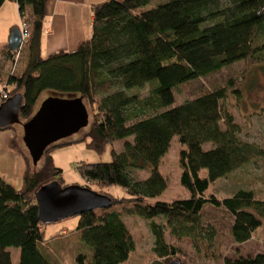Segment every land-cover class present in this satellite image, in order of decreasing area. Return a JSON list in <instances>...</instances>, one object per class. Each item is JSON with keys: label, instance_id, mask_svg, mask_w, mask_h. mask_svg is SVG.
Returning a JSON list of instances; mask_svg holds the SVG:
<instances>
[{"label": "trees", "instance_id": "trees-1", "mask_svg": "<svg viewBox=\"0 0 264 264\" xmlns=\"http://www.w3.org/2000/svg\"><path fill=\"white\" fill-rule=\"evenodd\" d=\"M5 1L0 0V7ZM12 1L29 36L19 50V58H24L19 74L15 68L9 73L12 52L7 47L0 49V103L1 92L7 98L19 94L21 122L36 111L43 92L76 96L87 102L91 112L83 137L89 139L86 147L100 154L106 146L120 143V151H110V162L81 163L75 168L85 182L81 187H97L95 192L112 202L108 209L76 216L75 230L89 255H78L75 264L126 262L134 244L122 215L162 219V224L149 223L152 251L160 264H167L177 252L164 242V228L176 239L205 240L200 221L204 206L226 211L232 218V242H247L264 219V200L245 190L222 199L205 196V192L217 179L252 158L263 157L264 152L239 139L233 117L222 105L224 88L177 106L172 90L233 63L264 59V0H165L150 9H145L150 0H107L91 8L87 41L73 52L45 58L40 56L44 0ZM146 84L150 88L143 98L129 94ZM172 137L182 147L178 184L186 196L162 202L157 200L168 181L158 167ZM70 143L51 145L37 169L32 170L24 158L19 190L0 178V264H11L9 248L18 250L17 264H48L37 250L44 225L36 218L34 193L52 181L61 186V171L54 167L50 153ZM206 144L209 148L204 149ZM8 146L19 152L13 137ZM134 170L147 175L134 180L130 174ZM110 186L119 187L126 197L115 199L104 193ZM222 264H264V244L262 253L225 258Z\"/></svg>", "mask_w": 264, "mask_h": 264}, {"label": "rangeland", "instance_id": "rangeland-1", "mask_svg": "<svg viewBox=\"0 0 264 264\" xmlns=\"http://www.w3.org/2000/svg\"><path fill=\"white\" fill-rule=\"evenodd\" d=\"M167 1V0H166ZM165 2V0H150L145 9L153 8L154 5ZM21 21V20H20ZM264 40V39H263ZM23 56L15 67V74H19L23 67ZM264 59H247L233 63L219 71L209 74L204 78L189 81L176 86L172 90L174 105H180L205 92H211L217 88H224L226 96L222 101L223 108L232 117L238 128V137L241 141L255 144L264 152ZM150 88L149 84L129 92L139 98L146 96ZM50 94L43 92L39 97V104L48 97L71 99L72 95ZM87 113V123L76 133L58 141L57 143L71 142L68 145L56 147L51 150L50 157L55 168L61 171V186H83L85 182L76 171L78 164L107 163L111 160L110 151H120V143L115 142L112 146H106L102 153L97 154L89 150L86 145L88 138H83L91 123V112L87 102L82 101ZM24 122V121H21ZM8 138L13 137L17 151L14 152L8 146L0 143V159L2 175L4 179L9 177L11 158L7 152L15 156L20 167L25 166L24 158L28 159L30 168L37 169L43 163V157L32 167L28 154L21 142L22 130L19 124H13L6 130ZM8 140V142H9ZM51 148V147H49ZM204 149L209 148L206 144ZM182 147L178 144L176 137H172L166 154L161 158L158 171L168 181L166 190L157 201L169 202L176 197H185V192L178 184L179 168L178 153ZM7 150V151H6ZM6 155V156H5ZM134 180H142L146 177V171H132ZM201 171L200 175L204 176ZM16 180V179H15ZM92 191L97 187L90 186ZM237 190L251 191L254 198L264 200V155L250 159L246 164L232 171L227 176L217 179L210 184L205 196L212 195L217 199L232 196ZM103 192L117 199L126 197L124 192L116 186L103 189ZM119 211V207L115 208ZM134 244V250L129 254L123 264H160L153 253V236L149 229V223L162 224L161 218L144 220L136 216H121ZM200 221L204 227L206 238L202 242H192L187 238L176 239L169 235L164 228L163 239L167 245L174 247L177 252L171 260H177L180 264H222L223 259H234L237 257H252L263 252L264 244V219L261 225L252 234L251 238L242 244H235L230 237V225L232 218L224 210H216L204 206L200 213ZM77 217H70L56 223L41 226L42 241L37 244L39 254L48 264H75L78 255L88 256L89 248L84 244L76 232ZM212 236L209 239V235ZM11 264L18 263V250L8 249Z\"/></svg>", "mask_w": 264, "mask_h": 264}, {"label": "water", "instance_id": "water-1", "mask_svg": "<svg viewBox=\"0 0 264 264\" xmlns=\"http://www.w3.org/2000/svg\"><path fill=\"white\" fill-rule=\"evenodd\" d=\"M20 44L17 28L9 32L7 49L14 52ZM21 96L12 95L0 103V130L19 124L21 142L32 166L42 158L53 144L76 133L87 123L86 108L80 98L60 99L48 97L43 100L33 115L24 122L18 117ZM36 218L42 225L79 216L97 209L111 207V199L81 186H60L52 181L40 186L34 193ZM167 264H180L170 260Z\"/></svg>", "mask_w": 264, "mask_h": 264}, {"label": "crops", "instance_id": "crops-1", "mask_svg": "<svg viewBox=\"0 0 264 264\" xmlns=\"http://www.w3.org/2000/svg\"><path fill=\"white\" fill-rule=\"evenodd\" d=\"M105 1L107 0H44L45 20L42 26L40 56L45 58L56 52L70 53L79 44L87 41L91 35V8ZM19 24L16 4L12 0L5 1L0 7V49L6 47L10 30L18 28ZM2 79L3 76L0 77V89ZM10 90L11 88H7L8 92ZM6 132L0 131V143L3 142L5 147L9 140ZM7 154L11 157L9 160L12 164L9 177L4 179L0 171V178L15 190H19L25 166L23 164L20 167L19 162L13 159L15 156L9 152ZM3 159H0V169Z\"/></svg>", "mask_w": 264, "mask_h": 264}, {"label": "built area", "instance_id": "built-area-1", "mask_svg": "<svg viewBox=\"0 0 264 264\" xmlns=\"http://www.w3.org/2000/svg\"><path fill=\"white\" fill-rule=\"evenodd\" d=\"M17 29L20 33V44H19L18 49L12 52L13 64H12V67L10 68V72H9L10 74L14 71V68L19 60V50L26 43L28 36H29L28 26L22 20L20 21V24ZM6 98H7L6 95L3 92H1V102H3Z\"/></svg>", "mask_w": 264, "mask_h": 264}]
</instances>
